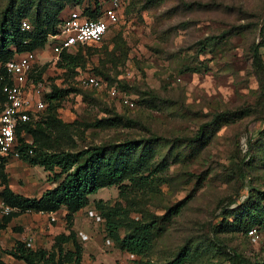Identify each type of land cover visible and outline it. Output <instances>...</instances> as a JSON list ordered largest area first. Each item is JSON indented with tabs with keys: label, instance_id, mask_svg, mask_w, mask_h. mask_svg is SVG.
Segmentation results:
<instances>
[{
	"label": "rangeland",
	"instance_id": "rangeland-1",
	"mask_svg": "<svg viewBox=\"0 0 264 264\" xmlns=\"http://www.w3.org/2000/svg\"><path fill=\"white\" fill-rule=\"evenodd\" d=\"M10 1L0 0V24ZM20 2L27 15L16 11ZM47 2L54 13L63 6L60 19L95 0ZM36 3L14 1L16 23L34 31L16 41L38 42L32 78L60 97L26 137L35 155L108 145L101 172L114 181L72 219L66 207L0 218V261L28 264L15 255L23 242L46 250L49 264H75L76 239L82 264H164L182 251L185 264H233L234 250L246 264H264L262 243L243 230L264 218V71L252 65L264 0H123L103 41L64 56L53 51L58 31L38 34ZM127 142L136 146L124 149ZM33 156L4 161L3 174L15 193L38 198L58 185L61 169ZM127 234L147 237L148 251L122 249Z\"/></svg>",
	"mask_w": 264,
	"mask_h": 264
},
{
	"label": "trees",
	"instance_id": "trees-1",
	"mask_svg": "<svg viewBox=\"0 0 264 264\" xmlns=\"http://www.w3.org/2000/svg\"><path fill=\"white\" fill-rule=\"evenodd\" d=\"M14 1L15 0L10 1L8 7L2 12L3 20L0 24V67L3 72L4 64L8 60L15 58L22 53L35 52L37 50L36 46L38 45L36 40L31 42L29 41L27 43L16 41V38L20 33H28L30 31L22 29V23L24 21H21L18 24L16 23L15 17L12 13L15 11L14 9L17 6H13ZM104 1L105 0H103V2ZM20 3L21 6L17 8L16 11L20 14L22 13V15H27L31 7H24L22 2ZM46 3H48L47 0H38V3H36L35 13L31 16L34 25L38 28V34H47L48 27L52 32L58 31L63 17L69 14L68 13L58 19V14L63 9V6L59 7L57 12L54 13L53 9ZM104 7L105 5L102 3V0H95L93 6H89L81 10V13L84 17L89 19H98L103 15ZM30 24L32 25V23ZM31 33H34V31L32 30ZM260 35L261 39L252 47V65L256 70L264 71V55L262 51L264 50V24L261 27ZM11 43L15 45V49L9 47ZM61 54L64 56L65 51ZM30 77H34L33 72H31ZM35 80H39V78H35ZM59 97L60 94L58 91H52L45 94V101L47 105L43 111L48 109L49 106L50 108L53 107L50 102L57 100ZM41 112L38 113L36 118L26 123H22L17 129L19 148L22 151L21 158H28L29 155H35V149L30 143V140L26 137V134L31 133L32 127L39 122ZM135 146L134 142H127L124 149H133ZM236 146L237 155L239 156V162L237 163V175L238 179L243 181L246 179L248 174L246 170V159L244 156H241L239 140L236 141ZM30 149L33 150L32 153H30ZM108 151V145L94 146L78 152L39 151L31 158V162L45 166L49 169H53L54 166L59 167L61 171L57 174L56 181L61 180L56 187L46 190L38 198H31L17 194L9 187V185H7L6 177L3 174V162L8 159L2 157L0 161V172L2 175L1 181L5 186L3 196L9 204L18 208V210L8 216L2 217L1 220L8 221L13 215L20 211L49 213L56 212L63 207H66L68 210L67 217L72 219L74 213H77L83 207L88 205L90 195L98 192L100 188L106 186L107 184H111L114 181L113 179L106 180L101 172V167L107 158ZM255 227L264 228V218H260L259 221L255 222L247 221L243 228L247 239L253 243L254 241L251 239L248 232ZM73 241L76 246V251L72 254L74 258L71 259H74L75 264H82L81 246L78 244L76 239H73ZM119 244L122 249H125L133 254H143L148 251L150 246L149 239L147 237H140L134 234H127L123 239H121ZM263 247L264 243H262L260 250ZM15 255L24 259L28 264H49L50 261V258L47 257L46 250H33L32 248L26 246L23 242H19L18 253L16 252ZM232 259L233 264H246L248 262V259L237 250L233 251ZM186 260L187 254L182 251L174 259L164 264H185ZM0 264L6 263L0 261Z\"/></svg>",
	"mask_w": 264,
	"mask_h": 264
},
{
	"label": "built area",
	"instance_id": "built-area-1",
	"mask_svg": "<svg viewBox=\"0 0 264 264\" xmlns=\"http://www.w3.org/2000/svg\"><path fill=\"white\" fill-rule=\"evenodd\" d=\"M123 0H109L98 19L84 17L81 11H71L53 36L57 42L53 45L55 54L73 47L99 43L103 41L111 26L119 21V10ZM22 29L32 31L28 21L22 23ZM60 35H63L60 38ZM36 63L35 52L19 54L4 64V72L0 67V161L2 157L21 158L17 129L22 123L33 120L38 113L46 108L43 85L36 82L30 74ZM87 82L94 86L100 80L89 76ZM33 150L30 149V153ZM4 185L0 180V218L8 216L18 208L9 204L3 196ZM255 243H264V228H252L248 232Z\"/></svg>",
	"mask_w": 264,
	"mask_h": 264
}]
</instances>
